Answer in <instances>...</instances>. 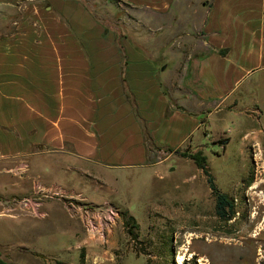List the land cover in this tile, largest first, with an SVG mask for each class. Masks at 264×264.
I'll return each instance as SVG.
<instances>
[{
  "label": "crops",
  "instance_id": "0c3cea01",
  "mask_svg": "<svg viewBox=\"0 0 264 264\" xmlns=\"http://www.w3.org/2000/svg\"><path fill=\"white\" fill-rule=\"evenodd\" d=\"M119 1L160 15L175 3ZM114 31L80 0H0V174L14 188L29 172L27 191L45 181L89 202L111 170L203 151L210 117H257L241 140H260L264 0H192V38L157 55Z\"/></svg>",
  "mask_w": 264,
  "mask_h": 264
},
{
  "label": "rangeland",
  "instance_id": "374dc122",
  "mask_svg": "<svg viewBox=\"0 0 264 264\" xmlns=\"http://www.w3.org/2000/svg\"><path fill=\"white\" fill-rule=\"evenodd\" d=\"M80 1L116 34L147 39L153 55L164 42L192 38V0H174L168 15L119 0ZM256 118L231 115L223 122L216 117L204 121L208 138L197 152L205 156L215 187L233 199L231 221L215 215L206 176L192 160L180 156L192 153L185 148L159 166L152 164L166 156L151 159L142 170H111V190L101 187L92 194L87 189V203H109L119 211L106 243L88 234L80 217L57 198H41L42 217L22 210L17 203L32 195L26 190L33 183L31 173L25 174L21 189L13 187L14 178L0 174L1 258L8 264H264L263 109L260 140L253 135L241 140L243 125L257 127ZM226 138L228 142L220 144ZM44 183L50 187V182Z\"/></svg>",
  "mask_w": 264,
  "mask_h": 264
},
{
  "label": "built area",
  "instance_id": "2783aa9c",
  "mask_svg": "<svg viewBox=\"0 0 264 264\" xmlns=\"http://www.w3.org/2000/svg\"><path fill=\"white\" fill-rule=\"evenodd\" d=\"M42 197H54L63 201L65 207L73 216L80 217L85 231L102 243L107 242L112 234L117 217H119L118 209L109 203L94 206L87 203L79 195L71 196L56 187H42L40 185L35 186L31 197L19 201L17 206L22 210H26L30 215L42 217L43 214L38 211ZM8 210L10 209L6 211ZM0 213H3V211Z\"/></svg>",
  "mask_w": 264,
  "mask_h": 264
},
{
  "label": "trees",
  "instance_id": "16d2710c",
  "mask_svg": "<svg viewBox=\"0 0 264 264\" xmlns=\"http://www.w3.org/2000/svg\"><path fill=\"white\" fill-rule=\"evenodd\" d=\"M225 142L226 141H220V144L224 145ZM180 156L192 160L195 163V165L200 170H202L203 174L206 176V182L211 190V194L214 197V211L218 219L225 223L231 221L235 216V205L233 199L230 198L227 194L219 192V190L215 187L213 183V179L210 176L208 169L206 167L205 156H203L201 152H196V153L182 152L180 153ZM131 227L135 228V225L132 224ZM129 233L133 235L132 231H130ZM0 264H8L6 261H4L1 258V255H0Z\"/></svg>",
  "mask_w": 264,
  "mask_h": 264
}]
</instances>
